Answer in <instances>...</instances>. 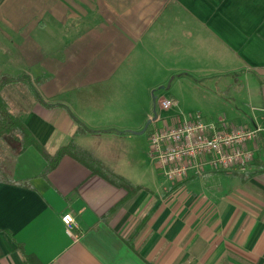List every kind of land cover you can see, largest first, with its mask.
Here are the masks:
<instances>
[{"label": "crops", "instance_id": "obj_1", "mask_svg": "<svg viewBox=\"0 0 264 264\" xmlns=\"http://www.w3.org/2000/svg\"><path fill=\"white\" fill-rule=\"evenodd\" d=\"M0 35V74L30 76L3 88L12 111L51 153L73 140L134 186L68 154L43 174L28 146L0 181V264H264V0H2ZM184 80L222 102L205 120L262 128L246 171L159 173L142 129L156 88Z\"/></svg>", "mask_w": 264, "mask_h": 264}, {"label": "built area", "instance_id": "obj_2", "mask_svg": "<svg viewBox=\"0 0 264 264\" xmlns=\"http://www.w3.org/2000/svg\"><path fill=\"white\" fill-rule=\"evenodd\" d=\"M171 97L159 101L160 108L175 105ZM159 114L149 126L150 156L169 183L184 180L191 173L203 175L211 169L243 171L254 157L249 146L262 130L259 126H227L223 119L207 121L199 114L160 123ZM65 229L76 236L77 222L71 212L62 214Z\"/></svg>", "mask_w": 264, "mask_h": 264}, {"label": "trees", "instance_id": "obj_3", "mask_svg": "<svg viewBox=\"0 0 264 264\" xmlns=\"http://www.w3.org/2000/svg\"><path fill=\"white\" fill-rule=\"evenodd\" d=\"M18 81L26 82L29 85L30 76L27 73L0 74V181L7 180L8 178L11 180L9 159L16 157L28 146L33 145L42 153L47 161L43 174H47L48 171L56 167L60 159L68 154L82 161L93 173L103 176L113 184L124 186L130 192L133 191L134 186L126 177L113 171L91 151L79 146L73 140L59 147L54 153H51L31 132L23 119L12 111L8 100L2 94V90L5 86ZM34 89L35 88H33V90ZM36 95H38L37 92ZM38 97L41 99L40 96ZM89 130L90 129L82 123L78 124L77 133H84ZM34 260H37L34 254H26V264H32Z\"/></svg>", "mask_w": 264, "mask_h": 264}, {"label": "rangeland", "instance_id": "obj_4", "mask_svg": "<svg viewBox=\"0 0 264 264\" xmlns=\"http://www.w3.org/2000/svg\"><path fill=\"white\" fill-rule=\"evenodd\" d=\"M2 0H0L1 2ZM8 43L3 40L2 35H0V50L5 47L8 48ZM0 64H2V61L0 60ZM12 71V69H11ZM16 73V72H11ZM211 87L213 86L210 83L204 82L201 84H190L188 81L184 80L182 83H175V86L173 88H169V86L165 88L157 87L155 90V93L157 94V102H158V112L160 116V123L163 125L164 121L166 123H169V121L172 119L171 114L175 112L182 111L184 115H207L211 110L215 109L216 107H220L222 102L216 100L211 91ZM28 89V88H27ZM168 89L171 93L170 95L176 96L179 100V103L172 105L168 108H160L159 101L161 97H164L166 93L168 94ZM219 91L222 89V87L217 88ZM29 90V89H28ZM233 90V88H231ZM219 98L225 99L226 95L223 93L218 94ZM192 111V112H191ZM182 116V115H181ZM150 168L152 167L151 158L149 159ZM248 169V168H247ZM247 169L243 170L246 171ZM236 172H243L239 170H235ZM144 173V177H146V169L142 171ZM168 189V188H167Z\"/></svg>", "mask_w": 264, "mask_h": 264}, {"label": "water", "instance_id": "obj_5", "mask_svg": "<svg viewBox=\"0 0 264 264\" xmlns=\"http://www.w3.org/2000/svg\"><path fill=\"white\" fill-rule=\"evenodd\" d=\"M157 115L158 114H157V111H156V104H155L154 105V115L146 121L145 126L142 129V131H145L149 127V125L152 123V121L156 119Z\"/></svg>", "mask_w": 264, "mask_h": 264}]
</instances>
